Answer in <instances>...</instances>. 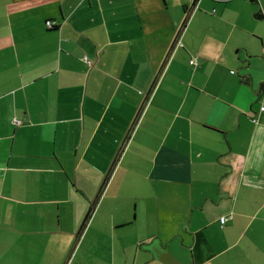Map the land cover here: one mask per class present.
I'll list each match as a JSON object with an SVG mask.
<instances>
[{"label":"crops","instance_id":"0c3cea01","mask_svg":"<svg viewBox=\"0 0 264 264\" xmlns=\"http://www.w3.org/2000/svg\"><path fill=\"white\" fill-rule=\"evenodd\" d=\"M194 1L0 0V264H264V0Z\"/></svg>","mask_w":264,"mask_h":264},{"label":"trees","instance_id":"16d2710c","mask_svg":"<svg viewBox=\"0 0 264 264\" xmlns=\"http://www.w3.org/2000/svg\"><path fill=\"white\" fill-rule=\"evenodd\" d=\"M196 1L197 0H195L194 1V4H193V6H191V8H195L196 7ZM253 3H255V4H258V0H251ZM190 8V9H191ZM56 26H53V27H51V28H55ZM175 46H183V44L181 43V40H180V38H178L177 39V43L175 44ZM195 57H193L192 59H194ZM191 59V60H192ZM190 60V61H191ZM190 61H189V63H190ZM191 64V63H190ZM191 65H193V64H191ZM194 66H197V65H194ZM261 106H262V102L264 101V91L263 92H261ZM260 111H261V107H260ZM264 111V110H263ZM263 111H261V112H263ZM253 121L254 122H256L257 121V118H253ZM115 164H116V162H114L113 163V165H112V167H111V169H110V171H109V173H108V175H107V177H109V175H111V172H112V170H113V168L115 167ZM89 214H90V211H89ZM88 214V215H89ZM88 221V216L85 218V220H84V223L83 224H85L86 222ZM222 225V224H221ZM222 226H224V225H222Z\"/></svg>","mask_w":264,"mask_h":264},{"label":"built area","instance_id":"2783aa9c","mask_svg":"<svg viewBox=\"0 0 264 264\" xmlns=\"http://www.w3.org/2000/svg\"><path fill=\"white\" fill-rule=\"evenodd\" d=\"M47 25H48L50 28L53 27V26H56V25H55V22H53V21H51V20H48V21H47ZM85 60L87 61V63H89V64L91 63L90 60H88L87 57H85ZM190 63L193 64V65H197V64H198V60H197V58L192 59V60L190 61ZM263 110H264V101L262 102V106H261V111H263ZM15 122L19 123V121H17V120H15ZM230 219H231V216H223V217L221 218V224H222V225L226 224L227 221H229Z\"/></svg>","mask_w":264,"mask_h":264}]
</instances>
